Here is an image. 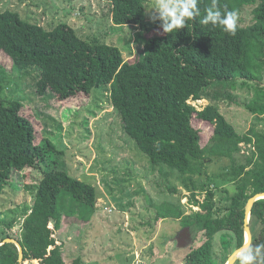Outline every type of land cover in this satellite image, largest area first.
I'll use <instances>...</instances> for the list:
<instances>
[{
  "label": "trees",
  "instance_id": "trees-1",
  "mask_svg": "<svg viewBox=\"0 0 264 264\" xmlns=\"http://www.w3.org/2000/svg\"><path fill=\"white\" fill-rule=\"evenodd\" d=\"M105 1L112 5L115 24L140 26L155 34L130 59L116 45L83 38L67 22L47 29L12 10L0 12V51L18 66L41 69L37 82L41 95L50 91L60 101H71L88 97L100 86L109 87L125 131L153 164L177 170L187 188H210L203 202L194 200L201 210L185 220L195 237L183 261L176 264H226L244 244L248 200L264 192V131L242 134L217 105L199 109L190 101L202 99L216 81L241 79L254 85L248 109L264 115V0H216L219 9L236 13L253 6L254 21L245 26L237 22L234 35L200 24L212 0H199L201 15L173 33H164L159 21L148 20L146 0ZM4 90L0 81V196L15 173L28 169L42 173L39 182L26 178L27 188L35 185L36 198L16 239L24 247V261L66 264L56 232L63 223L90 222L98 191L62 166L63 152L44 136L41 120L22 101H5ZM242 143L254 146L245 162L238 157ZM216 157L231 161L227 175L236 182L224 216L214 215L210 183L196 179L206 174L208 160ZM182 216L183 210L174 204L159 206L160 218ZM256 223L261 226L252 243L264 244V199L253 207L251 224ZM217 241L227 250L224 262L213 259ZM178 245L182 249L187 244ZM0 264H19L15 243L0 246Z\"/></svg>",
  "mask_w": 264,
  "mask_h": 264
},
{
  "label": "rangeland",
  "instance_id": "rangeland-1",
  "mask_svg": "<svg viewBox=\"0 0 264 264\" xmlns=\"http://www.w3.org/2000/svg\"><path fill=\"white\" fill-rule=\"evenodd\" d=\"M153 0H146L150 19ZM112 5L105 0H0V12L12 10L33 23L50 29L67 22L85 39L118 46L130 59L155 34L140 26L117 25ZM238 14L240 25L254 21L253 6H244ZM41 69L21 67L0 51V81L5 85V101L20 100L41 120L44 136L56 144L62 166L74 177L95 185L98 191L96 212L88 223H63L56 232L63 244L66 264H176L189 252L194 229L186 218L201 210L195 199L203 202L210 188L185 187L177 170L155 165L136 141L125 131L122 118L113 106L110 88L100 86L88 97L60 101L52 92L41 95L37 82ZM255 94L252 83L216 81L202 99L191 100L197 108L217 105L229 122L242 134L264 131V115L248 109ZM238 156L245 162L254 150L242 143ZM231 161L208 160L206 174L196 176L210 183L215 192L214 215L224 216L228 195L236 192V182L228 176ZM29 177L39 182L42 173L28 169L15 173L0 196V243L4 237L17 238L36 196L35 185L27 188ZM28 178V179H26ZM174 187L177 190H174ZM196 193L197 197L193 196ZM174 204L183 210L181 218L159 217V206ZM207 212V211H203ZM251 224L253 238L260 230ZM178 244L184 245V248ZM227 250L216 242L213 259L224 262ZM76 260H79L75 263ZM23 264H41L26 260Z\"/></svg>",
  "mask_w": 264,
  "mask_h": 264
},
{
  "label": "clouds",
  "instance_id": "clouds-1",
  "mask_svg": "<svg viewBox=\"0 0 264 264\" xmlns=\"http://www.w3.org/2000/svg\"><path fill=\"white\" fill-rule=\"evenodd\" d=\"M199 0H153L149 9L150 19L159 23L164 33H173L187 25V21L201 15ZM200 24L219 26L224 32L234 35L237 29L238 14L227 8L221 10L216 0L200 19ZM238 264H262L264 262V244H253L251 241L237 249Z\"/></svg>",
  "mask_w": 264,
  "mask_h": 264
},
{
  "label": "water",
  "instance_id": "water-1",
  "mask_svg": "<svg viewBox=\"0 0 264 264\" xmlns=\"http://www.w3.org/2000/svg\"><path fill=\"white\" fill-rule=\"evenodd\" d=\"M260 199H264V192H259L255 195H253L248 200V203L246 205L245 241H244V244L242 246L247 245L250 241L253 242V232H252V228H251V217H252L253 207H254L255 203ZM7 242H13L18 246V248H19V264H23L24 263V256H25L23 245L20 243V241H18L15 238H6L4 241H2L0 243V246L7 243ZM236 251H237V249L233 252V254L231 255V257L229 258V260L226 264H236L237 263L238 260L236 258Z\"/></svg>",
  "mask_w": 264,
  "mask_h": 264
}]
</instances>
